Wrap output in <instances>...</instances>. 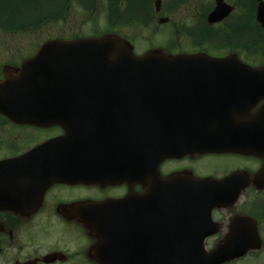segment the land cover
<instances>
[{
	"label": "flooded vegetation",
	"instance_id": "af4514ba",
	"mask_svg": "<svg viewBox=\"0 0 264 264\" xmlns=\"http://www.w3.org/2000/svg\"><path fill=\"white\" fill-rule=\"evenodd\" d=\"M103 1L107 14L112 10L107 0ZM140 1L138 4L146 8L136 12H147V17L143 14L138 18L142 27L169 9L163 8V0L158 10L156 0ZM214 1L197 10L212 11ZM125 4L117 3L123 8ZM121 12L128 11L124 8ZM197 15L199 28L202 22L200 13ZM45 43L25 58L21 42L0 41V84L7 80V85H15L19 92L23 86L21 65ZM48 53L52 56L49 62H54L55 50ZM38 69L50 71L52 67ZM1 86L0 98L13 90ZM26 109L36 112L34 121L15 120L27 118L13 113ZM136 111H147V107L0 104V264H100L90 254L96 240L85 227L89 217L105 238L127 241L142 235V226L136 223L147 218V210L137 208L145 201H136V195L158 189L160 199L150 203L178 208L194 204V183L206 178L214 183L212 189L219 191L220 201L206 214L205 223L177 218L167 221L165 211L155 221L147 218V233L154 238L172 234L175 239H196L197 230L207 232L205 240L211 245L241 243L256 233L263 243L258 253L264 254V157L231 152L199 154L191 143L163 141L162 160L150 163L146 184L135 177L134 128L137 117L147 116Z\"/></svg>",
	"mask_w": 264,
	"mask_h": 264
},
{
	"label": "water",
	"instance_id": "95a60500",
	"mask_svg": "<svg viewBox=\"0 0 264 264\" xmlns=\"http://www.w3.org/2000/svg\"><path fill=\"white\" fill-rule=\"evenodd\" d=\"M258 1L256 21L264 30V2ZM230 13L231 8L223 0H216V8L207 21L209 24L221 22ZM65 46L72 51L69 55L70 65L77 69L68 79V89H79L83 75L97 74V78L91 79L96 83L95 88H105L103 83H109L111 89L104 94L99 91L100 97L113 98L115 103L120 104L183 108L184 120L200 123L201 133L198 136L201 139L209 136L202 133L207 128L206 121L260 120L259 116L249 118L248 114L255 104L264 99V67L251 68L233 55L215 59L203 54L166 56L155 51L137 58L133 57L123 40L111 35ZM69 98L79 99L80 96L73 93ZM183 129L187 130L188 127ZM198 145L202 151L203 147L214 144L200 140ZM204 185L207 184L201 183L199 186L200 195L209 192ZM146 242L147 252L142 257H147V264H153L148 261V253L152 250ZM160 254L162 264H219L229 259L220 247L215 253L206 254L202 240H168ZM151 256L156 264H160L157 261L160 255L151 252ZM112 264L118 262L113 261Z\"/></svg>",
	"mask_w": 264,
	"mask_h": 264
},
{
	"label": "rangeland",
	"instance_id": "374dc122",
	"mask_svg": "<svg viewBox=\"0 0 264 264\" xmlns=\"http://www.w3.org/2000/svg\"><path fill=\"white\" fill-rule=\"evenodd\" d=\"M92 1H94V5L89 4L90 9L83 11L81 0H72L70 5L65 9L67 18H63V20L58 23L57 21L48 20L47 22L45 21L41 22V24L39 23V26L31 25L27 30L22 32L15 31L13 34L0 31V41L13 44L21 42L24 46V57L26 58L34 51L38 44L46 40L59 36L67 38L89 37L94 30L96 32H105L110 30L112 32H117L129 42L132 40L133 42H131L136 53H142L143 51L145 52L147 49L154 47L172 49L171 53H178L181 51L184 53H196L201 51L215 57H223L231 53L227 48L214 49L208 47L205 43H201V46H195L192 44V40H190L191 38H188L187 35H185V30L188 31L193 29L197 23V14L200 13L197 10L198 7L200 6L201 9H205L208 6V2H212V0H198L200 3H198L199 5H196V2L193 0H184L183 5L177 4L174 6L173 10H169L173 6L169 5L172 0H166L167 3H164L163 8L168 7L169 9L166 10L165 14L162 13L157 15V18H155L150 25L142 27L134 22H129L124 26L118 25V27L113 29H109V25L106 21V14L102 9V7H104V1ZM164 1L165 0H163V2ZM6 2L7 0H3L4 4H6ZM118 2L119 1L113 3V8H115ZM140 2V0H135L134 4L140 9V11H142L145 9V6L139 5L138 3ZM226 2L234 6L235 0H226ZM238 2L239 1L236 3ZM85 3L88 5V0H85ZM94 9H97V11L94 12ZM90 10H93V12H90ZM118 10L119 12H115V16H111L109 18V22L118 24L121 21V18L128 21L129 18L132 17V15L127 16V12H121L124 10L122 5L118 6ZM22 11L23 7L19 8L18 13H24ZM125 11L128 10L125 9ZM8 15L11 14L8 13ZM145 17H147L146 14L143 15V18ZM159 18H164L166 20V24L159 25L157 23ZM8 19L9 17L2 21L7 22ZM181 27L185 30L180 31ZM177 44H179L178 48H176ZM210 51L213 52L210 53ZM238 57L242 62H245L244 55L240 54ZM261 63H264V60ZM252 66H258V64H254ZM241 264H264V254L249 255Z\"/></svg>",
	"mask_w": 264,
	"mask_h": 264
},
{
	"label": "trees",
	"instance_id": "16d2710c",
	"mask_svg": "<svg viewBox=\"0 0 264 264\" xmlns=\"http://www.w3.org/2000/svg\"><path fill=\"white\" fill-rule=\"evenodd\" d=\"M71 1L7 0L4 4L3 0H0V26L2 28H20L24 31L31 25L39 26V23L48 20H63L67 17L65 9ZM83 1L85 0H81L82 5L85 3ZM125 1L129 3V0ZM21 7H23L22 12L24 13H18ZM127 9V16H141L147 13L136 12L140 10L136 6L128 5ZM246 10L247 12H237L236 17L231 18L220 32L214 33L210 43L215 48L227 47L234 50L244 55L250 63H261L264 60V32L255 22V2L253 0H246ZM8 13L11 15H8ZM8 17V23L2 21Z\"/></svg>",
	"mask_w": 264,
	"mask_h": 264
}]
</instances>
